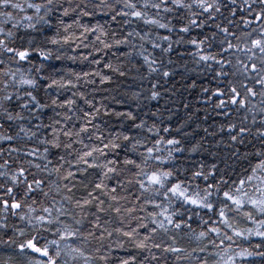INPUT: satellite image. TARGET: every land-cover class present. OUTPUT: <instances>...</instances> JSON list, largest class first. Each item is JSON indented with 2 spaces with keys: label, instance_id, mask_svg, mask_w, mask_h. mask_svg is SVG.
Instances as JSON below:
<instances>
[{
  "label": "snow or ice",
  "instance_id": "obj_1",
  "mask_svg": "<svg viewBox=\"0 0 264 264\" xmlns=\"http://www.w3.org/2000/svg\"><path fill=\"white\" fill-rule=\"evenodd\" d=\"M0 264H264V0H0Z\"/></svg>",
  "mask_w": 264,
  "mask_h": 264
}]
</instances>
